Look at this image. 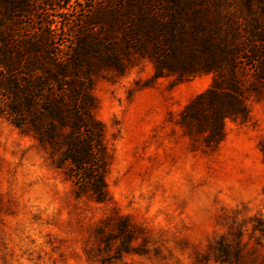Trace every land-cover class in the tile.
<instances>
[{
	"label": "rangeland",
	"instance_id": "obj_1",
	"mask_svg": "<svg viewBox=\"0 0 264 264\" xmlns=\"http://www.w3.org/2000/svg\"><path fill=\"white\" fill-rule=\"evenodd\" d=\"M43 1L67 39L74 19L119 2ZM119 58L84 88L104 130L102 201L0 113V264H264V91L211 143L179 122L211 73L156 77L149 57Z\"/></svg>",
	"mask_w": 264,
	"mask_h": 264
},
{
	"label": "trees",
	"instance_id": "obj_2",
	"mask_svg": "<svg viewBox=\"0 0 264 264\" xmlns=\"http://www.w3.org/2000/svg\"><path fill=\"white\" fill-rule=\"evenodd\" d=\"M47 5L0 0V113L98 201L104 130L84 92L97 69L121 70L119 57L135 53L150 58L156 77L211 73L209 87L179 112L180 124L194 121L211 143L223 138L225 118H245L251 93L264 91V0H119L74 19L71 39Z\"/></svg>",
	"mask_w": 264,
	"mask_h": 264
}]
</instances>
